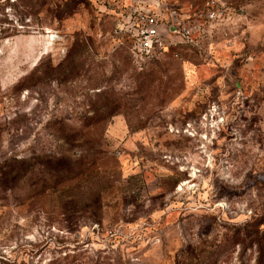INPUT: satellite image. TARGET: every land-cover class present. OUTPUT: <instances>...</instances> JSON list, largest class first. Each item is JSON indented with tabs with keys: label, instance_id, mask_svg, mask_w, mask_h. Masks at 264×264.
<instances>
[{
	"label": "rangeland",
	"instance_id": "1",
	"mask_svg": "<svg viewBox=\"0 0 264 264\" xmlns=\"http://www.w3.org/2000/svg\"><path fill=\"white\" fill-rule=\"evenodd\" d=\"M0 264H264V0H0Z\"/></svg>",
	"mask_w": 264,
	"mask_h": 264
},
{
	"label": "built area",
	"instance_id": "2",
	"mask_svg": "<svg viewBox=\"0 0 264 264\" xmlns=\"http://www.w3.org/2000/svg\"><path fill=\"white\" fill-rule=\"evenodd\" d=\"M216 15L213 3L206 2L204 16L207 19H214ZM126 28L132 39V47L144 55L166 46L174 45V35L179 37L181 41H192L191 33L193 28L188 24L182 23L170 26L172 31H167L168 35H164L160 30L156 15L144 10H134L129 15Z\"/></svg>",
	"mask_w": 264,
	"mask_h": 264
}]
</instances>
